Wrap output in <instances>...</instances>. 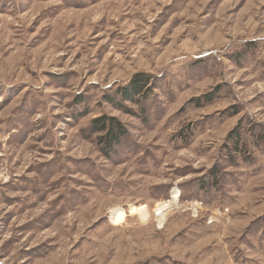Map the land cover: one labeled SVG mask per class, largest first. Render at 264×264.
<instances>
[{
    "label": "rangeland",
    "instance_id": "374dc122",
    "mask_svg": "<svg viewBox=\"0 0 264 264\" xmlns=\"http://www.w3.org/2000/svg\"><path fill=\"white\" fill-rule=\"evenodd\" d=\"M140 72L145 99L107 102ZM253 128L264 0H0V264H264Z\"/></svg>",
    "mask_w": 264,
    "mask_h": 264
},
{
    "label": "trees",
    "instance_id": "16d2710c",
    "mask_svg": "<svg viewBox=\"0 0 264 264\" xmlns=\"http://www.w3.org/2000/svg\"><path fill=\"white\" fill-rule=\"evenodd\" d=\"M155 81L156 77L151 74L136 73L125 86L117 88L115 95L119 98L120 102H115L116 100L112 96L107 97V102L120 109H122L124 102L137 104L139 100L145 99L149 95L153 89V85H155ZM91 130L93 133L101 134L99 141L101 145L107 147L108 152L112 150L113 145L119 143L120 138L126 133L125 129L115 118L105 115L91 121ZM252 135H255V142L264 144V128H255ZM228 141L231 143L229 153H237L241 143L239 131H232ZM211 173V180H213V183H216L218 180L217 172L213 171ZM203 181L206 182L207 180Z\"/></svg>",
    "mask_w": 264,
    "mask_h": 264
},
{
    "label": "bare ground",
    "instance_id": "6f19581e",
    "mask_svg": "<svg viewBox=\"0 0 264 264\" xmlns=\"http://www.w3.org/2000/svg\"><path fill=\"white\" fill-rule=\"evenodd\" d=\"M173 194H174V196L171 199V201H164L162 203H157V205L154 209V213L157 216V218L162 219L163 216L165 217L164 213L168 210V208L170 207V204L176 202V200L178 198L177 191H175ZM125 214L126 213H124L120 208L112 210L111 214H110V220L113 223V225H117V224L122 223L125 219ZM130 215H138L139 218L141 219V221L143 220L144 222L149 219V212L144 205L140 206V207L139 206L138 207H135V206L132 207L130 209ZM163 219H165V218H163Z\"/></svg>",
    "mask_w": 264,
    "mask_h": 264
}]
</instances>
